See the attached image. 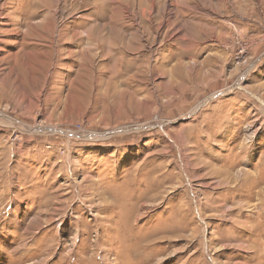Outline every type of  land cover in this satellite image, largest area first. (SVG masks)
<instances>
[{"label":"rangeland","instance_id":"374dc122","mask_svg":"<svg viewBox=\"0 0 264 264\" xmlns=\"http://www.w3.org/2000/svg\"><path fill=\"white\" fill-rule=\"evenodd\" d=\"M0 264H264V0H0Z\"/></svg>","mask_w":264,"mask_h":264},{"label":"bare ground","instance_id":"6f19581e","mask_svg":"<svg viewBox=\"0 0 264 264\" xmlns=\"http://www.w3.org/2000/svg\"><path fill=\"white\" fill-rule=\"evenodd\" d=\"M199 103V102H198ZM201 104V103H200ZM198 107V106H197ZM197 107L195 108V109H193V110H191V112H190V114L192 113V112H194L196 109H197ZM94 137L95 138H104L105 136H103V135H101V134H94Z\"/></svg>","mask_w":264,"mask_h":264}]
</instances>
